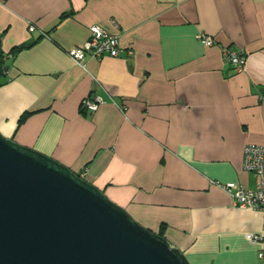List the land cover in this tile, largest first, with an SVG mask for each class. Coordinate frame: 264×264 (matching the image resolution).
Instances as JSON below:
<instances>
[{
    "label": "crops",
    "instance_id": "0c3cea01",
    "mask_svg": "<svg viewBox=\"0 0 264 264\" xmlns=\"http://www.w3.org/2000/svg\"><path fill=\"white\" fill-rule=\"evenodd\" d=\"M93 27L119 37V56L77 63L69 52ZM29 45L5 59L6 138L84 175L143 227L164 226L191 264H264L248 238L264 233L263 213L216 185L257 183L243 156L264 146V0H5L0 52ZM228 50L246 55L243 72Z\"/></svg>",
    "mask_w": 264,
    "mask_h": 264
},
{
    "label": "water",
    "instance_id": "95a60500",
    "mask_svg": "<svg viewBox=\"0 0 264 264\" xmlns=\"http://www.w3.org/2000/svg\"><path fill=\"white\" fill-rule=\"evenodd\" d=\"M0 264H191L77 173L0 132Z\"/></svg>",
    "mask_w": 264,
    "mask_h": 264
},
{
    "label": "built area",
    "instance_id": "2783aa9c",
    "mask_svg": "<svg viewBox=\"0 0 264 264\" xmlns=\"http://www.w3.org/2000/svg\"><path fill=\"white\" fill-rule=\"evenodd\" d=\"M5 0H0L4 4ZM33 32L35 28H30ZM207 47L214 45V41L203 35L197 36ZM121 48L120 39L117 36H111L105 33L99 27L91 29V37L82 46L76 47L69 52V55L77 62L82 63L87 57L102 59L104 57L117 58ZM130 51L129 55L133 56ZM226 60L231 64L235 71L243 72L247 65V58L241 51L228 50L225 53ZM103 100L98 97L93 101H85L82 105L84 112H96L99 104ZM244 170L249 174H254L257 178L256 187L240 188L235 183L222 185V190L229 194L234 201V205L239 208H250L263 212L264 215V146L247 145L244 152ZM84 175H82V179ZM248 238L253 243H261L263 250L258 254L260 260L264 261V233L261 235H250Z\"/></svg>",
    "mask_w": 264,
    "mask_h": 264
},
{
    "label": "trees",
    "instance_id": "16d2710c",
    "mask_svg": "<svg viewBox=\"0 0 264 264\" xmlns=\"http://www.w3.org/2000/svg\"><path fill=\"white\" fill-rule=\"evenodd\" d=\"M68 15H71V14H66L65 18H67ZM30 47H32V46L29 45V46L16 47L13 49V51L9 55H6V56L3 52H0V86L3 85L6 81V79H4V78L2 79V76L5 72V59H10L11 55H15V54L23 51L24 49H27ZM27 118H28V116L22 117L19 121V125H23L25 123V121L27 120ZM78 176L80 178H82V174H78ZM83 180H85V179L83 178ZM165 231H166V228L163 226V227H161V229L159 230V232L157 234L160 235L161 237L165 238Z\"/></svg>",
    "mask_w": 264,
    "mask_h": 264
},
{
    "label": "rangeland",
    "instance_id": "374dc122",
    "mask_svg": "<svg viewBox=\"0 0 264 264\" xmlns=\"http://www.w3.org/2000/svg\"><path fill=\"white\" fill-rule=\"evenodd\" d=\"M215 43V42H214ZM246 56V55H245ZM247 58V57H246ZM247 66V65H246ZM234 69V68H233ZM238 72V71H237ZM256 146H261V145H256ZM246 148V146H245ZM245 148H244V152H245ZM243 160H244V156H243ZM243 169H244V164H243ZM245 171V170H244ZM254 175V174H253ZM255 176V175H254ZM256 177V176H255ZM256 181H257V178H256ZM229 184V183H228ZM236 184V183H235ZM216 185L222 190V185H227V184H220V183H216ZM237 185V184H236ZM221 186V187H220ZM238 186V185H237ZM240 188H243L242 186H238ZM256 187V186H255ZM245 188V187H244ZM243 188V189H244ZM251 189H254V188H251ZM261 212V211H260ZM263 213V212H262Z\"/></svg>",
    "mask_w": 264,
    "mask_h": 264
},
{
    "label": "bare ground",
    "instance_id": "6f19581e",
    "mask_svg": "<svg viewBox=\"0 0 264 264\" xmlns=\"http://www.w3.org/2000/svg\"><path fill=\"white\" fill-rule=\"evenodd\" d=\"M30 31V30H29ZM85 113H94V112H85Z\"/></svg>",
    "mask_w": 264,
    "mask_h": 264
}]
</instances>
